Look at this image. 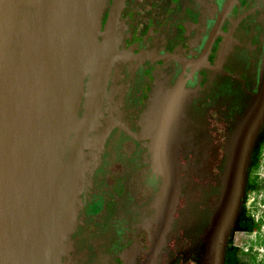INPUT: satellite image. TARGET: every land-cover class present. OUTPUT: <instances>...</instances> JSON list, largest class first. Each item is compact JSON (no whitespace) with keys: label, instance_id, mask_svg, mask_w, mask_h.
Here are the masks:
<instances>
[{"label":"flooded vegetation","instance_id":"1","mask_svg":"<svg viewBox=\"0 0 264 264\" xmlns=\"http://www.w3.org/2000/svg\"><path fill=\"white\" fill-rule=\"evenodd\" d=\"M119 1L105 0L97 47L107 62L96 93L92 75L84 79L78 117H92L57 264H245L235 237L253 224L245 196L264 142V0H234L218 28L229 0ZM175 87L190 161L166 212L132 120ZM179 156L183 165V149Z\"/></svg>","mask_w":264,"mask_h":264},{"label":"water","instance_id":"2","mask_svg":"<svg viewBox=\"0 0 264 264\" xmlns=\"http://www.w3.org/2000/svg\"><path fill=\"white\" fill-rule=\"evenodd\" d=\"M104 5L0 0V264L58 263L92 117H78L84 79L96 93L107 62L97 47ZM259 81L264 99V50Z\"/></svg>","mask_w":264,"mask_h":264},{"label":"rangeland","instance_id":"3","mask_svg":"<svg viewBox=\"0 0 264 264\" xmlns=\"http://www.w3.org/2000/svg\"><path fill=\"white\" fill-rule=\"evenodd\" d=\"M183 99L178 87L159 92L152 100L151 108L132 120L139 136L135 141L136 148L152 158L157 175L158 207L166 212L172 211L176 203L182 187L181 173L186 170L189 174L190 127ZM181 149L185 154L183 165L179 159ZM245 208L253 220V229L264 228V142L256 163L249 170Z\"/></svg>","mask_w":264,"mask_h":264},{"label":"crops","instance_id":"4","mask_svg":"<svg viewBox=\"0 0 264 264\" xmlns=\"http://www.w3.org/2000/svg\"><path fill=\"white\" fill-rule=\"evenodd\" d=\"M235 238L237 239L236 245L242 251L245 264H264V228L253 229V231L243 230L237 233ZM247 255H251V258H247Z\"/></svg>","mask_w":264,"mask_h":264},{"label":"trees","instance_id":"5","mask_svg":"<svg viewBox=\"0 0 264 264\" xmlns=\"http://www.w3.org/2000/svg\"><path fill=\"white\" fill-rule=\"evenodd\" d=\"M253 228H254L253 225H251V226L245 228L244 230L245 231H253Z\"/></svg>","mask_w":264,"mask_h":264}]
</instances>
